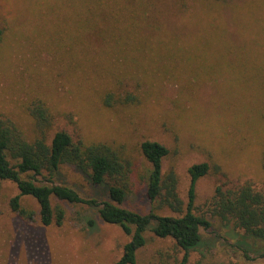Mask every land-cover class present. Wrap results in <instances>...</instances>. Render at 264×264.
Listing matches in <instances>:
<instances>
[{"label":"rangeland","instance_id":"obj_1","mask_svg":"<svg viewBox=\"0 0 264 264\" xmlns=\"http://www.w3.org/2000/svg\"><path fill=\"white\" fill-rule=\"evenodd\" d=\"M76 1L0 0V116L33 139L37 131L31 110L43 103L54 119L52 132L64 130L88 145L122 148L135 171L122 207L141 214L158 205L143 188L151 167L141 151L143 142H159L171 151L163 172L177 173L185 206L189 168L208 163L211 170L198 181L195 207L208 213L213 224L202 231L203 245L191 252L188 264H264L263 239L236 233L210 212L219 186L250 183L264 193V0H229L223 7L232 38L248 51L229 54L213 48L214 36L206 27L184 51L193 75L180 80L162 74V63L137 53L119 64L111 63L117 60L111 55L84 53L80 29L89 21ZM156 1L168 28L175 30V10L182 14L187 2ZM194 76L221 78L193 91L189 82ZM109 93L117 101L128 93L136 98L131 105L109 107L104 102ZM56 182L84 199L110 200L105 187H94L76 168L64 167ZM19 194L15 183L0 179V264H116L121 258L129 236L106 224L95 209L54 199L66 211L65 222L43 226L39 215L24 221L12 212L10 200ZM23 204L39 214L35 199L25 197ZM160 213L174 214L170 209ZM183 256L174 240L150 231L136 264H180Z\"/></svg>","mask_w":264,"mask_h":264},{"label":"trees","instance_id":"obj_2","mask_svg":"<svg viewBox=\"0 0 264 264\" xmlns=\"http://www.w3.org/2000/svg\"><path fill=\"white\" fill-rule=\"evenodd\" d=\"M182 1L187 2L184 7L189 8L182 10V14L175 10L173 16L178 24L172 30L156 0H77L83 4L84 19L89 21L80 29L84 53L111 55L117 59L111 62L113 64L129 63L128 56L137 53L162 63V74L180 80L193 75L185 62L184 51L193 47L191 39L206 27L214 36L213 48L225 49L229 54L248 51L232 38L224 19L223 7L229 0H214L215 4L212 0ZM3 34L0 28V39ZM152 54H160V58H153ZM95 61L97 65L104 64L103 60ZM194 77V82H189L193 91L208 80L221 78ZM262 85L264 91V83ZM135 98L128 93L123 100L117 101L109 93L104 102L109 107L131 105ZM31 115L37 131L33 139L28 138L15 121L0 116V179L15 183L20 190V194L10 200L12 212L24 221H34L39 215L43 226L53 223L61 226L66 211L59 203L54 205L53 200L83 204L95 209L106 224L119 226L129 236L116 264H136L150 231L160 239L174 240L184 251L180 264H188L191 252L203 245L202 231L213 224L208 213H199L195 207L198 181L211 170L208 163L189 168V201L185 206L178 192L177 173L174 170L168 174L163 172V161L171 151L159 142H143L142 154L151 164L148 176L142 181L143 188L152 203L158 205L148 214H141L122 207L135 173L132 161L122 148L107 143L88 145L83 140L75 141L64 130L52 132L54 119L43 103L34 105ZM69 166L83 172L94 187H105L110 200L84 199L73 188L57 184L61 170ZM25 197L38 202L39 214L23 204ZM163 209H170L174 214L162 215ZM210 212L214 218L232 224L236 233L264 240V193L252 184L219 186L211 200Z\"/></svg>","mask_w":264,"mask_h":264}]
</instances>
